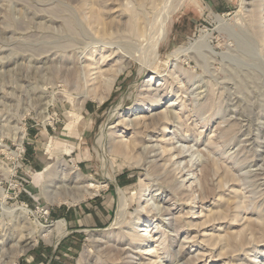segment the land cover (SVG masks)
Listing matches in <instances>:
<instances>
[{
  "label": "rangeland",
  "instance_id": "374dc122",
  "mask_svg": "<svg viewBox=\"0 0 264 264\" xmlns=\"http://www.w3.org/2000/svg\"><path fill=\"white\" fill-rule=\"evenodd\" d=\"M84 1L0 0V200L6 195L7 207L29 210L7 214L0 204V264H8L21 246H28V252L15 259L17 264H150L156 258L141 248L146 245H158L160 264H264V64L256 51L264 48V0H171L167 5L173 11L153 70L144 73L135 58L121 59V52L99 64L106 75L127 65L103 102L105 79L87 89L75 70L77 51L69 46L96 41V47L101 42L113 48L136 42L145 46L147 38L132 32V15L141 14L148 35L158 29V15L167 5L164 0H94L101 18L95 22L87 19ZM219 19L229 26L242 24V30L230 37L219 28ZM207 33L216 52L231 45L240 59L225 65L211 60L209 73L201 60L197 64L188 55L176 60L177 49ZM230 76L242 83L232 91ZM151 78L153 87L163 82L158 105L143 99ZM209 79L223 85L214 87V95L200 87ZM170 104L168 110L178 112L181 120L165 131L152 125L145 133L123 123L159 114ZM102 134L111 162L107 171L99 158ZM175 134L182 141L177 146H187L185 164L190 153L202 155L188 164L203 181L194 200L160 167L147 166L158 157V146H171ZM118 139L130 149L115 150ZM145 144L150 149L143 153ZM62 175L67 176L64 183ZM89 184L103 187L78 199V190ZM55 192L61 197L53 200ZM121 192L129 200L128 215L114 226ZM151 196L171 210V217L142 211ZM80 215L97 223L104 216L107 223L95 229L69 227ZM176 218L181 220L175 223ZM60 221L66 235L56 242ZM147 226L149 242L141 231ZM29 237L36 240L31 246Z\"/></svg>",
  "mask_w": 264,
  "mask_h": 264
},
{
  "label": "bare ground",
  "instance_id": "6f19581e",
  "mask_svg": "<svg viewBox=\"0 0 264 264\" xmlns=\"http://www.w3.org/2000/svg\"><path fill=\"white\" fill-rule=\"evenodd\" d=\"M170 1L171 0H164L163 2H166V5H167V3H170ZM163 5H165V4L163 3ZM83 6L86 7L87 10H88L87 19L90 18L91 20H93L95 22H100L101 18H99V14H97V10H98L97 9L98 8L97 2H95L94 0H90V1L85 0L83 2ZM159 10H161V9H159ZM172 11H173V9H171L169 4H168L165 7V10L163 11V13L161 12L162 14L158 15L160 17L158 18L156 16L158 18V22L156 21L158 23V26H157L158 29L155 32H150L148 35L146 34L147 25H145V27H143L144 24L142 23V19L143 18L141 16V14L137 13V14L132 15V19L130 20V24H131L132 29H133L132 32H133V34H135L136 37L147 38V45H145V46L139 44L138 42H136V43L130 44L128 46H123V47L120 46V45L119 46L117 45V46H115V48H113V45H114L113 43L101 42V46L100 47H96L98 44H100L99 41H96V42H94L92 44H85V46H81V47H78L76 45H70L69 46L70 48H72V50H74V52L77 51V53H76L77 56H78L77 65H76L77 69H75V70L79 73V79L85 83L84 86L86 85L87 89L91 88L90 91H92L93 89H95V84L94 83L96 81H98L100 78L105 79L104 80V84H105V88H106V94H105L106 96L105 97H99V101L100 102H103L106 99V97L110 96V94H111V92H112V90H113V88L115 86L116 81L119 79V76L125 72L127 65L121 64L119 66V68L116 69L114 72L106 75L107 74L106 70H104L102 66H99V64L101 62L102 63L107 62L108 58L112 57L114 54L115 55H117V54L120 55L119 53L121 52V53H123V55L120 56L121 59H125L126 62H128L130 60V58H135L136 62H138V64L143 67V72L144 73L147 72V71L153 70L154 67H155L156 62L158 61V50H159V43H160L159 41L161 40V38L163 37L164 33L166 32L165 31L166 23L168 22ZM249 13L251 14V19H252L251 22H255L256 21L255 17H257L256 12L251 11ZM157 18H155V19H157ZM145 20H146V18H145ZM236 23H237V21H236ZM219 24H220L219 28L220 29L224 28L223 31L227 32V34H229L230 37L238 35V33H239L238 30H240V31L242 30V27H241L242 24H239V23H237V25H234V26H229L225 22V20L223 21L222 19L221 20L219 19ZM252 25H254V24H252ZM76 41H77V43H79L78 40H75V42ZM124 44H126V43H124ZM67 49H69V48L66 47L65 52H66ZM256 51H257L258 60L262 61L263 64H264V48L261 47L260 50L257 49ZM234 52H237V51L233 50V48H231V45H228L226 47V52H224V53L216 52L215 48L211 44L210 34L207 33V34H201L196 40L190 42L189 46H187L186 48L177 49L173 53V56L176 58V60H178L180 55H182V56L183 55H188L189 59L195 60L197 62V64L199 63V60H201L202 61V62L200 61V63H202L201 67L205 69L206 73H209L210 72L209 68L211 66V64H209L210 63L209 61H211V60L214 61V62L215 61H219V62L222 61L223 65H225V61H229V62H227V64L228 63L230 64V62H234L235 59H237V58L240 59V57L238 56V53L234 55ZM57 53H58V51L55 52V54H57ZM124 53H126L127 55H124ZM98 54H99V59L97 58ZM191 54H194L195 56H191ZM59 58H60V56H59ZM92 63L94 64L93 66H92ZM74 68H75V65H74ZM152 74H154V73H151V76H153V78H154V75H152ZM153 78H151L150 80L146 81L147 82V84H146L147 89H145V91H144V93L142 95L144 97L143 99L145 100L144 102L148 101V102H151L152 105H158L159 103L161 104V100L163 99L162 98L163 97V95H162L163 93H162V88H161L163 82L159 83L157 86L153 87V85L151 84V82L153 81ZM194 78H197V77H194ZM229 80L232 81L233 84H234L233 85L234 88H232V87L229 88L228 89L229 91H232L234 89L239 88V86H241V84H242V83L236 81L235 78H233L232 76H230ZM213 81L214 80H212V82L210 83V79H209V81H207L206 83L203 84V86H200V87L201 88L205 87L206 88L205 89L206 92L208 91V92H210V93H212L214 95V87L223 86V85H220L218 83L214 84ZM191 94L193 95V91H192ZM201 95H202V92L198 93L196 96L192 97V101L193 102H197ZM179 98L180 97H178L176 99V103L179 100ZM172 105H174V104H170V105L165 106V109L159 114L156 113L154 115L151 114V115H148V116H141V117L138 116L135 120H130V121H126V120H123V119L122 120H123V123H124L125 127H127V129L130 128V127L137 128V129L138 128H144L145 133H147L146 131H148L150 128H152V125L153 126L156 125V126H161L162 127L161 130L165 131L166 129L169 128V125L171 123H174L176 120H178V121L181 120V116H180V114L178 112L172 111L171 109L168 110V108L170 106H172ZM202 107L203 106L201 105L200 106V110L201 111L203 110ZM48 120H49L48 115L45 114V120L44 121L46 122ZM148 120H151V121L148 122ZM181 124L184 125V123H181ZM156 129H158V127L155 128V130ZM148 133H149V131H148ZM145 138H149V140H152L153 137H152V135L146 134ZM182 138L185 139V137H182ZM169 142L171 143V146L167 145L165 143H164L165 145H163V146H160V147L158 146L157 150L159 151V153L157 155H158V157L161 158L160 159L161 162H159V160H157L158 157L156 158V155H154V158L151 161L147 162L148 169L150 167H152V166L160 167L166 173V175L169 177V180L172 183H176L177 182L176 186L179 185V187H178L179 190L180 189H184L185 192L188 193V195L190 194L189 197H192L191 199L194 200V199H196L195 194L198 191L197 188L203 186V181H202L201 177L198 176V174L196 172V169L195 170H190L188 164H191V162L193 161L192 158L194 159V157L196 155L198 156L199 159L202 158V155H200V153H196V155L194 153H190V149H189L187 151V153L188 152L190 153V155H189L190 156V158H189L190 161L185 164V161H184V159L186 157L185 156V154H186L185 149L187 148V146H184V145L177 146L178 144H180L182 142L180 140V138H178L177 134H175L174 139H171ZM113 143H114V149L115 150L121 149L123 151L124 149L125 150H129L130 149L129 143L124 141L123 139H118L117 141H115ZM106 145H107V138H106V136L104 134H102L101 137L98 140V146L100 148L99 158H100V160L102 162V167L105 170H106V165L108 163H111L110 159L108 158V155H106V152H105ZM149 149H150L149 144L148 145L145 144L143 146V153L147 152ZM153 149L155 150V148H153ZM154 150H153V152H155ZM150 156H151V154H150ZM196 163H194L192 166H195ZM163 171H161V172H163ZM109 175L110 174L106 173V177H107V179L110 182L113 179ZM189 176H191V178H189ZM66 178H67L66 175H64L61 178L63 183L65 182ZM144 186H145V184L142 183L141 184V187H142L141 193H142L143 196L146 197V195L143 194L146 191V190H144ZM100 187H103V186H96L94 184H89L87 187L83 188L82 190L79 189L78 191L79 192L82 191V192L80 193V196L78 197V199L83 200V198H85L86 196H93L95 194L94 192L99 191ZM65 192H66V190H65ZM53 196H54L53 200H56V197L60 196V193L57 194L55 192V194ZM1 197H2V199L0 200V204L2 205V210L5 213L14 214L16 211H19V212L22 211L23 213H27L28 214L29 210H27L25 208H22V207L9 208V207H7L6 206V198H7V196L6 195H2ZM65 202H68V201H65ZM75 202H77V201H75ZM128 209H129V200L126 197V195L121 192L120 193V201H119L118 213H117V217H116V221L114 223V226L115 225L116 226H120L126 221V218H127V215H128ZM141 209H142V211L150 212V213H153V211L156 210L157 213H158V216L164 217V218L165 217H171V214H172L171 210L166 208V207H162L160 201H158V199H155L154 196H151L150 199L147 198V200H145V205ZM156 211H155V213H156ZM138 213L137 214L139 216L137 218H139L140 215H141V212H138ZM180 220H181L180 218H176L175 219V223L180 221ZM182 222L184 223L183 219H182ZM173 224L174 223H172V218H170L169 219V225L172 226ZM64 226H65V222L64 221L58 222V225H57V227H58L57 228L58 229L57 232L58 233L56 235L57 236L56 242H59L66 235V232L64 231L65 230ZM141 231H143L145 233L142 236L143 238L144 237L146 238L148 236H149V238H152V236L150 235V227L149 226H147L146 229H143ZM43 236H44L43 238H47L46 236H48V235H46V236L43 235ZM251 237L253 238V240L255 239L253 236H251ZM145 238H144L143 241H148L149 240V238L148 239L147 238L145 239ZM188 238H190V237H187V239ZM27 240H28L27 245L29 244V246H31L36 241V240L32 241V237H29ZM208 241H209V239H208ZM157 247H158V245H154L153 247H150V246H147V245H146V247H141L145 251V253H147L148 255H153L156 258V259H153L154 261H152L150 264H160L159 261H157L160 258L159 254H158V250H155ZM27 248H28V246H26V247L25 246H21V248H19L17 250L14 249L12 251V257H11L12 260L8 264H17L15 259L20 257L21 255L25 254L26 252H28ZM3 250H4V245L1 243V245H0V254L2 252H4Z\"/></svg>",
  "mask_w": 264,
  "mask_h": 264
},
{
  "label": "crops",
  "instance_id": "0c3cea01",
  "mask_svg": "<svg viewBox=\"0 0 264 264\" xmlns=\"http://www.w3.org/2000/svg\"><path fill=\"white\" fill-rule=\"evenodd\" d=\"M98 223L97 222H91V221H88V219L85 217V216H82L80 215L78 218H76V221L73 223V221H69V227H74V228H83V229H86V228H101L103 227L104 225H106L107 223V218L106 217H98ZM83 229H80L83 231ZM79 230V231H80Z\"/></svg>",
  "mask_w": 264,
  "mask_h": 264
}]
</instances>
